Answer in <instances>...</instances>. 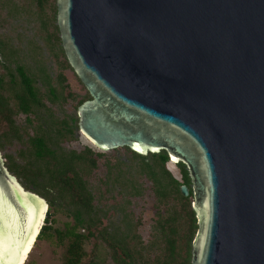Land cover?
Segmentation results:
<instances>
[{
  "label": "water",
  "instance_id": "obj_1",
  "mask_svg": "<svg viewBox=\"0 0 264 264\" xmlns=\"http://www.w3.org/2000/svg\"><path fill=\"white\" fill-rule=\"evenodd\" d=\"M55 25L80 134L184 166L189 264H264V0H55ZM46 211L0 154V260L20 264Z\"/></svg>",
  "mask_w": 264,
  "mask_h": 264
},
{
  "label": "trees",
  "instance_id": "obj_2",
  "mask_svg": "<svg viewBox=\"0 0 264 264\" xmlns=\"http://www.w3.org/2000/svg\"><path fill=\"white\" fill-rule=\"evenodd\" d=\"M29 1L37 6L38 16H44L42 7L45 0ZM54 21L53 6L50 16H44L40 20L42 29L47 27L52 29L47 33L44 31L43 42L48 48L56 47L54 59L57 60L58 56H61L60 67L69 68ZM29 46L30 52L40 56V49L37 46L32 42ZM16 55L17 50L11 46L9 39L0 36V68L4 72L0 74V129L4 126L0 131V151L12 140L26 145L17 154L23 160L22 164L15 163L10 155L2 156L3 164L11 175L22 180L24 188L30 185L35 192L42 194L47 199L49 207L55 206L67 211L71 223H64L62 229H53L51 213L47 210L36 241L53 237L59 245L65 243L61 264H80L82 258L86 256L83 245L90 237H94L93 233L99 225V212L92 206V196L83 176L95 168L94 158L100 154L87 147L80 152L64 151L59 148V137L62 136V132H69V128L65 122H61V128L55 127L51 117L44 113L48 111L35 84L38 82L43 87L47 101L53 103L61 96L64 88L63 78L57 74L56 84L51 85L49 76L41 66L36 67V75L28 74L19 64ZM9 65H14V73L9 71ZM56 86L58 89H55ZM88 99L89 96L85 92L78 105ZM39 113L45 114L47 122L46 120L41 122L36 118ZM17 114L25 117L33 115L38 121L33 134L27 137L24 143L13 122V116ZM30 125L31 121L26 118V126ZM129 152L132 160H138V172L150 180L157 203L164 205L169 202L166 217L156 223L161 234L162 246L155 258L147 260L144 251L150 250L151 246L145 247L139 240H131L135 237L129 235L132 230L129 224H124L122 230L118 227L109 230L101 228L95 237L106 246L111 264H189L190 246L197 226L191 210L190 191L187 197H182L179 192L181 184L189 188L184 166L176 165L180 175L179 181L166 168L168 158L164 152L147 156Z\"/></svg>",
  "mask_w": 264,
  "mask_h": 264
},
{
  "label": "rangeland",
  "instance_id": "obj_3",
  "mask_svg": "<svg viewBox=\"0 0 264 264\" xmlns=\"http://www.w3.org/2000/svg\"><path fill=\"white\" fill-rule=\"evenodd\" d=\"M12 2L23 6L24 13L9 17L5 16L4 9H0V36L9 39L11 46L17 50L16 58H18L19 64L26 69L28 74L36 75V67L41 66L49 76L51 85L56 84L57 74L63 78L64 88L61 96L53 103L47 101L43 87L38 82L35 84L41 95V101L48 111L44 113L51 117V122L55 127L61 128V122H65L69 128V132H62V136L59 137V148L64 151L80 152L87 147L100 154L94 158L95 168L83 176L86 187L92 196V206L99 212V225L93 233L94 237H90L83 245L86 256L82 258L80 264H111L106 246L98 241L95 235L101 228L109 230L112 227H118L122 230L124 224L131 226L132 230L129 235L135 237L131 240H139L145 247L151 246L150 250L144 251V256L147 260H152L158 255L162 246L161 234L156 223L166 217L169 202L164 205L157 203L150 180L143 173L138 172V160H132L131 154L126 148L101 152L78 131L76 108L78 101L85 95V90L70 68L60 67L62 57L58 56L57 60L54 59L53 53H57L56 47L48 48L43 42L44 31L47 33L52 29L50 27L42 29L40 25V20L44 16H50L52 7H55V0H45L42 7L44 16L40 17L37 6L32 1L13 0ZM31 42L40 49V56L29 51L28 47H31L29 46ZM13 66H8L12 73H14ZM3 73V69L0 68V74ZM55 89L58 87L56 86ZM44 113H39L36 117L41 122L43 120L47 122ZM26 118L31 121L29 127L26 126ZM13 122L21 134L23 143L27 137L33 134L38 123L33 115L25 117L21 114L13 116ZM3 129L4 126L0 131ZM25 146V143L21 144L12 140L0 151L1 157L10 155L15 163L22 164L23 160L17 154ZM166 168L175 179L180 181L176 165L168 162ZM16 180L24 188L25 184L22 180L19 178ZM24 189L36 194L46 203L47 210L51 213L53 229H62L64 223H71V218L67 217L65 209L49 207L47 199L42 194L35 192L30 185ZM64 248L65 243L61 246L53 237L35 241L24 264H61Z\"/></svg>",
  "mask_w": 264,
  "mask_h": 264
},
{
  "label": "flooded vegetation",
  "instance_id": "obj_4",
  "mask_svg": "<svg viewBox=\"0 0 264 264\" xmlns=\"http://www.w3.org/2000/svg\"><path fill=\"white\" fill-rule=\"evenodd\" d=\"M13 0H0V9H4L5 16L12 17L24 13L23 6L13 4Z\"/></svg>",
  "mask_w": 264,
  "mask_h": 264
},
{
  "label": "bare ground",
  "instance_id": "obj_5",
  "mask_svg": "<svg viewBox=\"0 0 264 264\" xmlns=\"http://www.w3.org/2000/svg\"><path fill=\"white\" fill-rule=\"evenodd\" d=\"M45 210H46V206L44 205L43 213H44ZM42 218H43V214H42ZM36 234H37V230H36V233L34 234L31 242L29 243V245H28V247H27V249H26V251H25V253H24L23 257H22L20 264H24V261L26 260L27 254H28V252H30V250L32 248L33 240H34V237H35Z\"/></svg>",
  "mask_w": 264,
  "mask_h": 264
},
{
  "label": "snow or ice",
  "instance_id": "obj_6",
  "mask_svg": "<svg viewBox=\"0 0 264 264\" xmlns=\"http://www.w3.org/2000/svg\"><path fill=\"white\" fill-rule=\"evenodd\" d=\"M0 264H5V262L3 260H0Z\"/></svg>",
  "mask_w": 264,
  "mask_h": 264
}]
</instances>
